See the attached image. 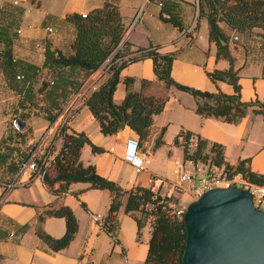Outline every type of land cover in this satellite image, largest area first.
Returning <instances> with one entry per match:
<instances>
[{"label": "crops", "instance_id": "crops-1", "mask_svg": "<svg viewBox=\"0 0 264 264\" xmlns=\"http://www.w3.org/2000/svg\"><path fill=\"white\" fill-rule=\"evenodd\" d=\"M104 1L118 6L127 24L123 40L129 41L133 48L158 47L160 52H176L171 66V76L177 82L210 92L218 90L225 93L233 92L231 84L225 81L215 83L207 75V71L227 68L229 62L222 58L216 59V47L208 39L206 20L203 17L199 18L196 30L189 31L197 13V0H162L163 5H159V0H154L160 11L165 9L164 16L172 12L181 19L184 26L182 32L171 23L161 20L159 13H150L148 17H145L144 11L151 2L150 0H66L61 10H57L56 5H52L49 6L48 12L42 13L39 11L40 0H0V23L2 25L13 24L11 32L13 33L14 57L25 63L41 67L45 59L46 48L57 49L63 53L70 52V43L74 37L75 28L65 19V16L72 12H88L101 6ZM221 26L231 37L230 50L233 56V67L239 76L241 99L243 101L254 100L255 91H251L250 86L245 87L242 79L245 78L248 80L247 84L252 85L258 80H264V48L261 47L260 37L254 31L247 33L248 38L244 39L243 44L247 59L236 66L234 64L237 59L235 51L239 48L237 43L241 40V36L239 35L236 41H232L233 30L224 23ZM202 31L204 34H201ZM205 40L207 43L204 42ZM47 72V69L42 68L34 78L33 84L38 85L42 79L46 78ZM103 72L104 66H101L85 80L81 95L75 99L74 109L66 123L69 130L84 132L93 144L103 149L99 153L93 152L90 144H85L80 151L82 162L93 164L99 174L114 180L124 189H130L136 185L153 186L155 179H159L161 181L157 188H160L164 195H171L170 185L175 179L172 169L175 161L183 158L180 159L177 156L171 160L169 155L174 152L172 149L182 150L181 146L173 143V139L183 129L190 130L210 142L223 144L225 159L230 164H235L243 158H249L250 169L264 175V145L258 143L257 150L242 151V154L236 157L228 155V145H237L238 150V143L244 137L252 117L256 120L257 115L260 117L261 115L249 111L237 123H230L217 117L201 116L195 111L194 97L183 91L166 87L156 79L152 60L148 57L131 62L121 70L120 81L113 93L114 102L119 103L126 92L125 86L121 87L123 78L133 76L137 79H150L153 87L149 92L167 96L163 109L153 118L150 136L143 150L150 158V163L145 165L142 171L137 172L127 159L132 146L138 142L136 133L126 126L113 135H104L100 131L97 120L84 103L89 91L103 80ZM53 75L54 73H51V76ZM137 83V81L134 83V89L139 88ZM30 96L31 99H28L19 95L8 86L7 79L2 74L0 75L1 263L143 264L148 244L143 251L142 242L138 244L133 241V238L131 241L127 238L124 231L125 220L127 216L134 218L124 211L125 197L117 213V240H114L101 227V220L107 213L111 198L107 189L88 188L87 183L74 182L70 184L68 192L56 197L44 180L46 169L32 176L21 174L18 168L15 169L23 155L28 153L29 146L33 148L47 128L55 126L59 121V115L51 122L46 118L45 112L41 110L44 102L40 93ZM19 101L22 103L19 104ZM14 117L19 119L18 122L23 123V126L19 128L21 134L11 125ZM161 132L163 146H169L167 156L166 151H162V146L156 148L158 150L154 146ZM50 143L52 156H54L61 147L62 138L54 136L50 140L45 139L37 152L41 153L49 148ZM164 168L166 169L165 177L163 176ZM165 182L168 188L165 187ZM73 191H77L78 194L75 195ZM81 202L85 203L87 209L82 206ZM50 204L69 206L78 220L74 238L67 247L57 252L51 251L35 234L37 227L55 237L64 233V218L46 216L41 221L37 218L38 213ZM147 224L150 226L149 223ZM137 231L136 223L138 238ZM131 246L134 247L132 251Z\"/></svg>", "mask_w": 264, "mask_h": 264}, {"label": "trees", "instance_id": "trees-1", "mask_svg": "<svg viewBox=\"0 0 264 264\" xmlns=\"http://www.w3.org/2000/svg\"><path fill=\"white\" fill-rule=\"evenodd\" d=\"M152 1V0H150ZM159 2L162 3V0ZM162 9L159 18L184 30L181 19L170 12L164 16ZM203 17L208 25V39L216 47V59H226L229 66L225 69L207 71L213 82L225 81L232 85L233 92L225 93L221 90L210 92L177 82L171 76L172 62L176 52H160L158 47H132V44L123 40L127 29L124 17L116 4L104 1L83 16L82 13L72 12L65 19L75 28L74 37L70 43V52L63 53L57 49H45V59L41 67L25 63L13 55L12 23H0V75L7 79V84L19 95L31 99L30 95L40 93L43 98L41 110L51 122L61 113L68 101L79 92L85 80L93 72L104 66V78L95 86L84 99L91 114L97 120L100 131L104 135H113L124 127L131 128L137 135L138 146L145 150V143L150 136V127L153 118L165 104L167 96L152 94L153 83L147 78L125 76L122 80L125 86V95L119 103L113 100V93L120 81V72L128 64L143 58H151L153 71L158 81L166 87L174 86L190 93L196 100L195 111L203 117H217L230 123L239 122L249 111L260 114L264 120V99L243 101L239 76L233 67V56L230 50L231 37L221 24H226L233 30L234 36L249 33L254 28L263 30L264 40V0H197V17L194 30L198 26L199 18ZM237 40V39H236ZM234 38L232 41H236ZM264 48V41L261 43ZM47 69L46 78L38 85L33 84L39 71ZM264 72V66H263ZM51 73H54L51 76ZM139 88L134 89L135 82ZM22 101H19L21 104ZM15 118V117H14ZM21 134L20 130L12 124ZM197 137L196 145L190 146V137ZM59 136L62 144L46 166L44 180L49 184L50 191L59 197L69 191L74 182L87 183L88 188L107 189L111 198L107 213L101 220V227L114 240L118 227L117 213L124 201V211L129 213L140 228L149 223L151 238L143 264H182V254L186 240L185 223L183 219L175 218L168 208L171 197L164 195L160 188L136 185L124 189L114 180L99 174L93 164H84L80 158L81 148L90 144L93 152H102V148L93 144L88 136L80 131L69 130L66 123L62 126ZM163 143L162 132L156 138L154 146ZM173 143L181 146L183 159L210 161L213 165L231 173L240 172L253 183H263L264 175L252 171L249 167V158H243L235 164H230L224 155V146L219 142L209 140L194 134L190 130L181 129L174 137ZM32 147L24 154L15 169L27 160ZM39 162V159H36ZM75 195L77 191H73ZM82 206L87 209L84 202ZM46 216L62 217L65 220V231L55 237L37 227L35 234L43 240L48 248L57 252L69 245L74 238L78 227V220L72 209L64 204L45 207L38 213V220ZM151 218L150 221L148 218ZM170 253V255H169ZM0 254V264L1 263Z\"/></svg>", "mask_w": 264, "mask_h": 264}, {"label": "water", "instance_id": "water-1", "mask_svg": "<svg viewBox=\"0 0 264 264\" xmlns=\"http://www.w3.org/2000/svg\"><path fill=\"white\" fill-rule=\"evenodd\" d=\"M183 221L182 264H264V210L247 189L206 190L186 205Z\"/></svg>", "mask_w": 264, "mask_h": 264}, {"label": "built area", "instance_id": "built-area-1", "mask_svg": "<svg viewBox=\"0 0 264 264\" xmlns=\"http://www.w3.org/2000/svg\"><path fill=\"white\" fill-rule=\"evenodd\" d=\"M159 5H161V2H159ZM82 15L85 16L86 12L82 13ZM196 17L197 13L189 27V31L194 30L193 28ZM233 38L236 40L237 36H234ZM81 91L82 88L64 106L61 113L59 114L58 123L55 126L48 127L41 139L35 143L27 160L20 164L19 172L21 174L32 176L36 172H42L49 164L53 158L51 143L49 148L42 151L41 153H38L37 149L42 145L45 139L50 140L54 136H59L62 126L67 123V120L74 109L75 99L80 97ZM18 120L19 119L17 117L12 119V124L16 128ZM189 141L190 146H194L196 145L197 137L192 135ZM36 159H39V162H37ZM127 159L134 166L137 172L142 171L145 165L150 163V158L148 157L147 153L141 150L138 144L132 146L130 155L127 157ZM172 171L174 177L176 178L171 182L170 190L173 193H178L177 198L182 203L180 202L177 206H175V204L169 202L168 208L170 209V213L177 219H183V214L187 205L183 202L185 197H188L192 201L197 199L206 190L215 187H228L230 185H236L238 187L247 189L252 194L254 208L264 210L261 208V204L264 201V182L253 183L240 172L232 171L231 173H228L224 169L213 165L210 161L202 160H176ZM167 196L170 197L172 194Z\"/></svg>", "mask_w": 264, "mask_h": 264}, {"label": "rangeland", "instance_id": "rangeland-1", "mask_svg": "<svg viewBox=\"0 0 264 264\" xmlns=\"http://www.w3.org/2000/svg\"><path fill=\"white\" fill-rule=\"evenodd\" d=\"M65 1L66 0H40V12H45V11H49L50 7L49 6H52V5H56V9L57 10H61L63 5L65 4ZM145 14L144 16L145 17H148V15L150 13H154V14H158L160 12L159 10V6L157 4L156 1L152 0L145 8ZM252 31H254L256 33L257 36L260 37V41L261 43L264 41L262 39V33H263V30L260 29V28H254ZM201 34H204V32L202 31ZM241 36V40L237 43V46L239 48H237V50L235 51V55L237 56V59L235 60V65H239V64H242L244 62V60L247 59V55L244 54V39H247L248 36L247 34L245 33H241L240 34ZM199 41V40H198ZM205 43H207V41L205 40L204 41ZM250 57L248 58V61H249ZM131 69V68H130ZM243 80V85L246 86H250L251 87V91L253 90V92L255 91L254 94V97L255 99H259V100H263L264 99V80H258L255 82V84H247L248 83V80H246L245 78L242 79ZM250 83V82H249ZM139 86V82L137 83V87ZM121 87L124 88V84L122 85L121 84ZM171 89H175L177 91H183L185 92L186 94L192 96L190 93L184 91V90H180L174 86H171L170 87ZM193 97V96H192ZM256 114V113H255ZM258 119H254V117H252V120L250 121L248 127H247V131L244 135V137L240 140V143L239 144V148L237 150V145H228V155L230 156H234L236 157L237 155H241L242 154V151L243 152H251V150H257V148H259L258 146V143L259 144H262L264 145V120L263 118H261L259 115H257ZM161 147L162 151H166V156H167V153L169 152L168 148L169 146L168 145H164L163 144H160L159 146L155 147L158 148V147ZM158 150V149H156ZM172 151H174L173 153H171L169 156H170V159L173 160L175 157H179L180 159L183 158V152L182 150H175V149H172ZM230 160L232 162L233 159L230 158ZM166 172V169L164 168L163 170V176L165 177V173ZM172 177L173 175L170 174ZM176 178V177H174ZM160 181L159 179H155V183L153 185V188L156 189L159 184H160ZM84 183V182H83ZM165 187H167V182H165ZM166 188H164V191H166ZM171 197V201L173 204H175V206L178 205V203H180L181 201L178 200V193L176 192H172V196ZM185 197V196H184ZM191 200L188 198V197H185L183 199V202L185 204H188ZM182 203V202H181ZM261 208L264 209V201L263 203L261 204ZM127 220H125V224H124V231L127 235V238L131 241L132 238H133V241H135V243H138L140 244V242H142V249L143 251L147 248V244H148V241L149 239L151 238V228L150 226L146 223L145 225H143L141 228H140V232H139V239L137 238V234H136V223L134 221V219H132L130 216H127L126 218ZM150 217L148 218V220L150 221ZM129 223V224H128ZM132 249H134L133 246L130 247V250L132 251ZM170 255V253H169Z\"/></svg>", "mask_w": 264, "mask_h": 264}]
</instances>
